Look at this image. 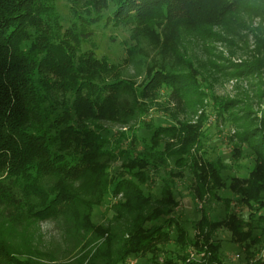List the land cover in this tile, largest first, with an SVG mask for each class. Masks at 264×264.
Returning <instances> with one entry per match:
<instances>
[{"label": "trees", "instance_id": "1", "mask_svg": "<svg viewBox=\"0 0 264 264\" xmlns=\"http://www.w3.org/2000/svg\"><path fill=\"white\" fill-rule=\"evenodd\" d=\"M70 3L65 25L53 0H0V221L17 228L29 218L75 224L80 254L72 264H228L213 236L219 230L229 232L237 264H264V105L258 124L245 117L237 125L238 152L252 163L241 176L228 172L220 155L194 156L196 123L140 121L156 93L182 95L195 84L194 45L224 39L211 29L247 44L243 32L254 17L264 22V0ZM100 23L127 32L117 62L88 46ZM261 24L250 29L253 54L234 65L235 75L264 66ZM257 97L264 98L262 81ZM104 122L126 128L113 132ZM184 167L194 200L224 203L218 219L197 208L198 218L186 219L193 234L173 212V182L158 173ZM150 180L158 190H149ZM220 190L248 213L229 212L231 198ZM96 206L113 211L111 223H93ZM2 240L0 232V264H41L32 251Z\"/></svg>", "mask_w": 264, "mask_h": 264}, {"label": "rangeland", "instance_id": "2", "mask_svg": "<svg viewBox=\"0 0 264 264\" xmlns=\"http://www.w3.org/2000/svg\"><path fill=\"white\" fill-rule=\"evenodd\" d=\"M53 1L56 12L66 25V22L68 23L72 17L69 8L71 0ZM250 23L247 24L248 26L243 32L248 36L247 44L242 40H237L238 38H235L232 33L224 30V28L214 27L211 29L220 32L224 39L220 41V39L206 37L204 48L200 44L194 45V56L191 54L193 57L191 63L195 68V84H192L189 91L182 95H168L166 93L157 95L156 93L153 98L155 104L151 105L147 112L140 116L142 117L140 121L143 119L144 122L155 125L162 122L176 124L178 121L189 124L196 123L201 137L199 143L192 147V150L198 149L197 152H194L196 153L194 156L206 160H215L220 155L228 162V172L240 176L248 173L247 165L251 168L252 163L248 157H240L242 153L238 152L239 140L236 134L241 131V128L237 125L245 117H252L255 121L253 122L258 124V118L261 116L259 107L264 105V98L260 100L257 97L260 81L264 82V66H261L259 71H246L245 74L235 75L234 65L240 64L244 60L250 61L251 58L249 57L253 54L254 45L250 29L261 23H259L258 17H254ZM261 26L264 27V22ZM126 36L125 28H116L112 25L103 27L100 23L95 27L93 38L89 41L88 46L96 50L99 55L104 54L112 61L117 62L125 55L120 42ZM249 49L252 50L251 53ZM128 77L137 79L138 83L141 81V77L138 75L136 77L133 73ZM220 107L224 108L223 115H220ZM172 113L175 117H171ZM101 125L113 132L126 128L107 122L101 123ZM171 171L174 173L179 171L181 175H171ZM158 173L159 177H165L168 182H173L179 200L176 207L173 208V212L175 211L174 214H178L181 220H185L184 223H187V226L191 227V221L199 216V208L204 206L205 210L209 208L208 210L214 219H218L223 213L224 203L222 200H211V202H205V200L203 202L191 197L187 188L190 183H193V176L187 167L166 169ZM148 188L153 192L158 190V181L150 180ZM220 194L230 196L231 201L227 208L229 212L248 213L245 207L235 201L230 191L220 190ZM118 198H114L112 203H115ZM112 212L109 209L106 210L105 206L94 207L93 223L105 225L111 223ZM186 219L192 220L187 221ZM3 223L0 221V232L2 241L5 242L6 246L11 245L13 250L32 251V254L41 264H63L67 262L72 264L78 260L76 256L80 254L79 250L77 252L80 242L75 239V234H77L75 224L65 225L64 222L57 219L34 220V218L24 219L21 228L7 223L3 225ZM193 232L191 227L190 234ZM213 236L220 239L221 245L224 247L222 254L225 262L237 264L240 256L238 250L231 244L229 245V232L226 230L214 231ZM127 264H136V261L129 260Z\"/></svg>", "mask_w": 264, "mask_h": 264}]
</instances>
